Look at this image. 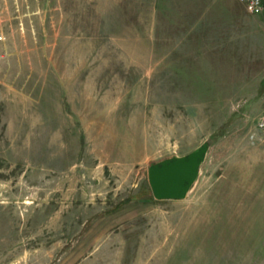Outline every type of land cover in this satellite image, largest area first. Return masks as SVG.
Listing matches in <instances>:
<instances>
[{"label":"rangeland","instance_id":"1","mask_svg":"<svg viewBox=\"0 0 264 264\" xmlns=\"http://www.w3.org/2000/svg\"><path fill=\"white\" fill-rule=\"evenodd\" d=\"M226 1L259 68L166 70L113 0H0V264H264V15ZM206 140L186 199H155L149 166Z\"/></svg>","mask_w":264,"mask_h":264},{"label":"crops","instance_id":"2","mask_svg":"<svg viewBox=\"0 0 264 264\" xmlns=\"http://www.w3.org/2000/svg\"><path fill=\"white\" fill-rule=\"evenodd\" d=\"M110 6L115 8L110 10L109 17L111 15L119 17V10H121L119 8L130 7V13L139 17L145 16L148 31L151 34L165 35L166 40H169L168 44L166 43L168 49L164 50L166 52L164 63L167 66L164 69L166 70H216L218 69L216 64L228 65L231 63V58L248 66L257 65L258 68L262 64V51L260 52L262 49L258 48L259 50L256 51L259 53H253L250 55L251 57L243 56L244 53L239 54L240 51L242 52L241 49L246 48L247 40L256 39V34H247V30L234 27L232 21L236 18H239L241 23L247 21L234 14L233 6L228 1L120 0L114 2L113 0ZM247 12L250 13L248 10ZM253 15L255 16V14ZM136 16L130 21L135 22ZM117 19L115 18L113 21H117ZM253 22L255 33L259 32V34L257 33L259 37L256 40L262 45V34H260L262 24L257 18H254ZM241 40H245V42H241ZM229 54L232 56L228 57ZM208 64L215 65L211 67ZM248 66L241 68L249 69Z\"/></svg>","mask_w":264,"mask_h":264},{"label":"water","instance_id":"3","mask_svg":"<svg viewBox=\"0 0 264 264\" xmlns=\"http://www.w3.org/2000/svg\"><path fill=\"white\" fill-rule=\"evenodd\" d=\"M210 149L206 140L192 152L172 156L152 163L148 168V180L157 200H183L197 183L202 165Z\"/></svg>","mask_w":264,"mask_h":264},{"label":"built area","instance_id":"4","mask_svg":"<svg viewBox=\"0 0 264 264\" xmlns=\"http://www.w3.org/2000/svg\"><path fill=\"white\" fill-rule=\"evenodd\" d=\"M251 14L264 15V0H239ZM257 129L264 130V115L258 120Z\"/></svg>","mask_w":264,"mask_h":264}]
</instances>
